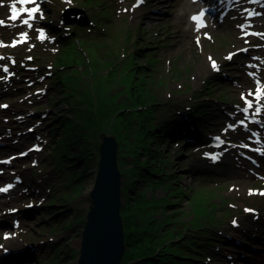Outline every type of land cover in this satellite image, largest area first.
<instances>
[{
	"label": "rangeland",
	"instance_id": "1",
	"mask_svg": "<svg viewBox=\"0 0 264 264\" xmlns=\"http://www.w3.org/2000/svg\"><path fill=\"white\" fill-rule=\"evenodd\" d=\"M44 1V39L39 38L37 26L27 29L19 22L0 26L4 55L0 79H7L0 80V129L27 132L23 146L0 151V157L17 153L33 141H41L43 147L30 158L14 160L8 168L0 166V170L19 166L16 175L22 173L26 180L14 191L0 193V198L20 195L8 211L32 209L29 216L22 212L6 218L9 227H0L1 255L3 244L12 249L11 255L18 243L23 253L32 252L19 264H78L100 158L98 134L103 123L114 122L122 172L121 212L128 213L129 228L143 230L131 232L130 239L146 237L137 247L152 244L147 251L167 247L175 254L173 264H249L261 258L253 254L237 261L231 256L240 258L246 252L234 254L231 249H237L235 224L241 223L238 229L247 237L249 225L264 235V195L256 191L264 188V163L252 174L247 169V164L254 166L249 160L226 145L210 147L208 140L243 106L240 94L254 89L256 82L248 78V72H258L255 66L260 65L264 81V52L258 50L264 35H243L249 26L263 32L264 14L248 18L250 11L241 7L219 26L194 31L189 42L186 21L172 19L181 11L183 0L139 7L134 5L136 0ZM10 3L0 0V17L8 13ZM71 7L83 8L90 22L64 24ZM185 16L188 20L189 14ZM68 18L82 16L74 12ZM25 30L28 41L17 43L19 35L13 32ZM229 54H234L232 59H226ZM209 57L218 61L217 69ZM4 63L10 65L7 72L2 69ZM4 103L8 105L3 107ZM202 109L207 115L199 121ZM30 128H34L31 134ZM199 133L205 141L197 140ZM243 134L250 141V133ZM82 149L90 159H79ZM210 153L219 155L216 162ZM147 165L156 174L143 167ZM5 172L12 181L14 175ZM132 186L136 191H128ZM136 196L144 197L137 201L141 208H124L126 200L134 201ZM13 220L19 225L13 227ZM4 232L11 234L10 243ZM201 239L209 245L200 249L211 258L187 252L185 243ZM186 252L198 258L179 259Z\"/></svg>",
	"mask_w": 264,
	"mask_h": 264
},
{
	"label": "water",
	"instance_id": "2",
	"mask_svg": "<svg viewBox=\"0 0 264 264\" xmlns=\"http://www.w3.org/2000/svg\"><path fill=\"white\" fill-rule=\"evenodd\" d=\"M67 12H77L82 16L72 19L68 18V14L65 15L64 21L67 24L86 25L90 21L84 9L71 7ZM100 128V158L91 189V204L83 230L78 264H122L126 251L116 123H103Z\"/></svg>",
	"mask_w": 264,
	"mask_h": 264
},
{
	"label": "bare ground",
	"instance_id": "3",
	"mask_svg": "<svg viewBox=\"0 0 264 264\" xmlns=\"http://www.w3.org/2000/svg\"><path fill=\"white\" fill-rule=\"evenodd\" d=\"M147 2H151V4L153 6H161V5H163L162 4L163 0H150V1L144 0L143 3L146 4ZM181 4H182L181 5V11L178 12L175 15V17L172 18V19L181 20L180 23H182L183 20L186 21V26H184V31L186 32V37L189 39L188 41L190 42L192 33L194 31H196L195 22L190 20L191 19L190 17L193 14H195L196 12H198V4H197V2L195 0H183ZM176 5L177 4H175L174 6H176ZM257 5L258 4L250 3L249 6L252 9H254V10H250V11L260 10L259 8H254L255 6L257 7ZM137 7H139V6H137ZM134 9L138 10L135 7H134ZM156 10H158V9H156ZM186 14H189V19L188 20H186V18H185ZM255 18H258V16H255ZM243 20H246V22H247V17L245 16ZM210 24L212 26H219L220 25V24L217 25L216 21H213ZM172 26L173 25L170 24V29H171ZM249 27H252V26H249ZM255 28L257 29V27H255ZM238 40H241V39L238 38ZM258 50H263V52H264V47H261ZM257 71L259 72V75L257 77L262 79L263 76L260 74V70L257 69ZM250 79H252V78H250ZM2 80H4V79H2ZM31 133H32V131L29 132V134H31ZM26 134L27 133H23V136H25ZM1 135H2V137H5L6 140H11V138L9 137V132H6L5 130L1 131ZM43 135H45V133H43ZM29 139H31V138H29ZM20 143H23V142L20 140V141H17L16 143H14V144L10 143L9 145L1 148L0 151H3L5 149H9L10 147L11 148H15V147L19 146ZM6 147H8V148H6ZM253 156H254V154H253ZM0 158H2V157H0ZM261 160L264 163V156L262 157ZM247 169L252 174H255V172L258 171L257 169H255V166L252 167V165H248V164H247ZM18 170H19V166H16L13 169L12 168L8 169V171H10V172L11 171H18ZM1 178H4V177L1 175ZM5 182L3 183V185H5ZM19 198H20V195L19 196H7L6 198H3V197L0 198V214H2V219H3L1 221V226H2V223H3V225H5L6 227H9V224L6 221V218L9 217L10 215L22 214V212H23V215L29 216L30 213H32V209H30V208L23 209V210L18 209L16 212L8 211V208L10 207V205L13 202H16ZM240 224L241 223H238V224L234 225L235 228H233V229L236 230L235 232L237 233V234H235V235H237V237H235V239H234V243H235L234 246L237 247V249H231V250H233L234 254L235 253H239V252H246V254H245V256L240 255L239 256L240 258H234V255H232L231 258H233L234 260L237 259V261H240V260L244 261V260H248V258L250 256H252L253 254H254V256H255V254H257V256L261 255V258L254 259V260H252L253 262H251L249 264H264V258L262 257V255L264 256V238H263L264 235H262L260 233L259 229H254V225H249L250 227L248 228V231L251 232V233H250L249 237H247V233L242 234L241 228L238 229ZM10 238H11V236L9 238L5 239V240L10 243ZM252 243L253 244L255 243V246L252 245ZM17 244L13 245L14 250L16 251V252H14V254H11V255H0V264H7V263L9 264V262H11V261H12L11 263L19 264L20 259L21 260L24 259L25 256L30 257L29 253H32V252L30 250H24L25 252L23 253L20 250V248H18ZM9 257H11V259H8ZM231 263L232 262H229V264H231Z\"/></svg>",
	"mask_w": 264,
	"mask_h": 264
},
{
	"label": "trees",
	"instance_id": "4",
	"mask_svg": "<svg viewBox=\"0 0 264 264\" xmlns=\"http://www.w3.org/2000/svg\"><path fill=\"white\" fill-rule=\"evenodd\" d=\"M70 42H71V40L67 44L69 45ZM71 96H75V95H71ZM201 108L204 109V105L201 106ZM203 109L200 110V113L201 114H198L199 116L196 115L197 118L200 121H202V116H206L207 115L206 112L203 113L204 112ZM119 112H122V110L120 109ZM121 116L123 117V120L122 121H124L125 115L122 114ZM198 119H196V120H198ZM125 129H127V127ZM149 136H150V134L148 133V136H146V137L149 138ZM99 144H100V142L98 143V147H99ZM148 147H150V146H148ZM76 157L78 158L77 155H76ZM90 158H91V155H89L88 152H85L84 149H82V153L79 155V159L82 160V159H90ZM72 165H74V163ZM140 165H141V163H140ZM143 167H146L145 169L146 170H149L150 173L156 174L155 171L151 169V167H148V165L147 166H143ZM86 170H88V168ZM87 173H85V174H87ZM158 181H159V183H162L160 180H158ZM131 190L132 191H136V187L135 186H132V187L129 188L128 191H131ZM137 192H139V191H137ZM140 196H143V194H142L141 191H140ZM139 200L142 202L144 200V197H141L139 199V197L136 196L135 199H134V201L131 200L129 202L126 200L125 207L124 208H126L127 210H129L130 207L133 208V205H135V206L137 205V206H139L141 208V205H138V203H137V201H139ZM147 202H148V200H147ZM121 214H122L123 219L125 220L124 221L125 222V234H126V240H125V242L127 244V250H126L125 255L123 257V263L124 264H173L174 263L173 262L174 259L172 257H174L175 254H174V252H172L167 247L160 249L161 247L158 246V247L152 249L151 251H147L146 249L148 247L151 248V245L152 244L147 245V246H144L143 244H140V245L138 244V247H137V243L139 241L146 240V237L143 235V236H139V238H138L137 235H134L135 237H132L134 240H131L130 239V234H131V232H138V231H143V230H140V229H137V228L131 229L132 227L129 228L130 227V225L128 224L129 222L126 221V218L128 216V213L123 209V211L121 212ZM202 240L203 239H201L199 241H194L193 243H185V247L187 249V252L189 251V252H192V254L193 253H196V254H202V255L206 256L208 253L205 252L204 249H200V248L206 246V244H208V243L205 242L204 240L203 241ZM187 252L186 253H183V254H180L179 259H184V260L185 259H193V260H196V258H198V257H193L195 254H193V256H188L189 254ZM175 262L178 263V261H175ZM185 264H190V263L188 262V263H185Z\"/></svg>",
	"mask_w": 264,
	"mask_h": 264
},
{
	"label": "snow or ice",
	"instance_id": "5",
	"mask_svg": "<svg viewBox=\"0 0 264 264\" xmlns=\"http://www.w3.org/2000/svg\"><path fill=\"white\" fill-rule=\"evenodd\" d=\"M70 2V0H69ZM142 2V0H141ZM17 4H20V5H29V4H34L35 7H31V8H28V7H21V8H17ZM40 10V7H39V4L37 3V0H14V2L11 4V16H10V19L15 21L17 20L22 13H27V18L26 19H23L22 23L23 25L27 26L28 28H32V24L30 23V21L34 18L35 14ZM205 15V12L204 11H201L198 15H193L191 17L192 21L195 22V25H196V31H200V29L202 27H204V23H203V17ZM249 15H252V13H249ZM4 24V21H0V25H3ZM260 35H264V34H260ZM39 38L40 39H44L45 38V34L43 31H40L39 33ZM210 38V37H209ZM27 39V33H21V42H23L24 40ZM197 44L200 43V40H199V37H197ZM16 42L14 41L13 42V45L12 46H15ZM0 46H3L2 44H0ZM241 51H247L246 49H242ZM234 54H229L228 57H226V59H232V56ZM209 60L211 61V66L213 69H217V64L216 62L214 61V59L212 57H209ZM4 72H7L8 69L5 67L3 69ZM248 95H252V93H249ZM262 96H264V90L260 89V88H257L256 89V97L257 99L259 100ZM242 100H244V103L247 105V107H244L242 110L244 112H247L249 108H251L253 105L250 101H248L247 99H245L243 96H242ZM257 111H259V109H257ZM241 124H243V121H241ZM228 127H233L232 125H229ZM216 140L218 142V145L220 143H223V141L220 139V137H216ZM217 145V146H218ZM242 146H246V145H242ZM211 159L215 160L217 159V155H212L210 157ZM9 187H11V185H9ZM8 190V188H3V187H0V192H6ZM249 194H252V192L250 191ZM261 195H264V193H260ZM246 212H251L253 210L251 209H245ZM236 221H233V224H235ZM8 237L5 236V239H7Z\"/></svg>",
	"mask_w": 264,
	"mask_h": 264
}]
</instances>
